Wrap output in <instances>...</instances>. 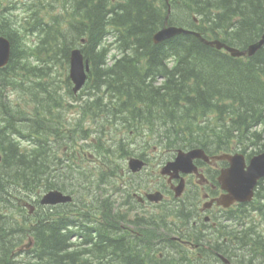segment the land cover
<instances>
[{"label":"trees","instance_id":"obj_1","mask_svg":"<svg viewBox=\"0 0 264 264\" xmlns=\"http://www.w3.org/2000/svg\"><path fill=\"white\" fill-rule=\"evenodd\" d=\"M42 3L47 20L37 9L23 24L15 23L11 11L0 15V35L11 46L8 64L0 70V264L179 262L147 230L143 239L124 232L116 218L133 232L138 228L119 212L111 215V227L149 251L143 256L140 247H130L128 254L111 251L101 240L106 233L94 234L95 240L83 235L79 249L70 242V228L82 222L73 215L78 205L46 211L39 197L53 189L76 195L82 190L84 210L106 220L110 214L96 208L100 186L95 190L88 183L96 177L102 182L96 172L112 163L144 159L162 145L264 150V46L250 58L236 59L189 34L154 44L152 36L167 12L164 0ZM170 6V25L239 49L263 33L264 0H170ZM75 48L89 62L87 82L77 94L68 78ZM8 93L20 102H7ZM156 115L160 126L167 124L161 135L153 124ZM110 171L120 177V169ZM256 200L264 219V181ZM164 220L159 228L167 229ZM96 226L101 229L100 220ZM255 227L241 226V249L264 264V234ZM29 238L32 247L25 251Z\"/></svg>","mask_w":264,"mask_h":264},{"label":"flooded vegetation","instance_id":"obj_2","mask_svg":"<svg viewBox=\"0 0 264 264\" xmlns=\"http://www.w3.org/2000/svg\"><path fill=\"white\" fill-rule=\"evenodd\" d=\"M204 153L192 159L194 168L192 167L188 172L181 170L161 172L162 166L159 167L156 171L157 176L152 172L153 175L151 174L148 180H141L143 186L134 183L131 190L135 192L130 196L125 195L121 205L116 203L106 208L105 213L110 215L106 220L100 218L101 229L98 231L99 234L106 233L101 236V240L107 248L115 252L124 249L123 253L128 254L130 249L132 251L140 247L137 240L121 236L111 227L113 224L111 215L119 212L125 216V220L132 219L134 226L141 231L133 232V228L123 225V221L116 218L115 223L121 224L120 227L124 232H129V235L143 239L146 230L149 233L148 229L154 227L152 236H155L156 243L162 244L163 249H171L173 256L177 255L176 258H179V262L175 264H198L190 257L191 255L198 256L199 264H230L232 257L234 259L237 254L240 257L241 249L239 250L236 240L239 236L240 213L243 206L225 198L221 183L223 171L230 164L216 154L207 151ZM145 166H148V163ZM129 174L126 172L125 176ZM153 193H161L162 200L149 201L147 196ZM74 205L78 207L73 215L78 220L82 218L81 223L92 226L99 221L91 210V213L84 210L80 202ZM119 206L120 208H114ZM162 211L171 214L168 228L172 236L169 240L157 232L162 224L160 219ZM82 234L83 232L79 230V241L83 237ZM168 234L170 235L169 232L165 235ZM104 235H107L108 240ZM91 239L95 240V235ZM143 244L145 243H141V246ZM149 249L140 247L142 256L144 250L147 252ZM137 256L141 257V253L138 252Z\"/></svg>","mask_w":264,"mask_h":264},{"label":"water","instance_id":"obj_3","mask_svg":"<svg viewBox=\"0 0 264 264\" xmlns=\"http://www.w3.org/2000/svg\"><path fill=\"white\" fill-rule=\"evenodd\" d=\"M181 32L184 31L182 29L176 28H163L160 32L154 35V39L156 42H161L165 40L171 33L173 32ZM207 43V42H205ZM211 44H215L217 48H225L227 51L231 53L232 56H241L248 53L249 55L253 54L257 49L261 47L264 43V36L261 41L255 43L250 46L246 51L239 52L238 50L231 49L225 45H222L218 42H210ZM10 54V44L9 42L0 37V68L5 66L8 62ZM70 70H69V78L73 84V92L77 93L85 84L87 79V72L89 71V66L87 61L84 62L82 53L79 49L73 50L70 54ZM195 155V152H192L188 155H178L176 161L177 163L182 161L183 157L190 158ZM231 162V170L232 178L235 179V182L229 183V191L230 194L234 196L236 200H247L252 195V188L256 183L257 179L264 176V153L254 157L247 168V171H244V160L243 156L235 155L233 157H227ZM141 163L137 161H131L130 165L133 166V169H138L141 167ZM170 167H174L171 165ZM237 181L239 184H237ZM241 193V197L237 196V193ZM68 201V198L63 197L58 192H51L47 196H45L41 200V204L45 205H54L61 202Z\"/></svg>","mask_w":264,"mask_h":264},{"label":"rangeland","instance_id":"obj_4","mask_svg":"<svg viewBox=\"0 0 264 264\" xmlns=\"http://www.w3.org/2000/svg\"><path fill=\"white\" fill-rule=\"evenodd\" d=\"M2 0H0V2H1ZM34 1V0H33ZM34 3L37 5V6H39V4L41 3V1L40 0H36V1H34ZM55 3H57V1H55ZM19 4H21L22 6H24L23 5V2H17V3H15L14 5L15 6H17V5H19ZM45 5H46V3H42V8H44L45 7ZM61 5V3H59L58 4V6H60ZM55 6H57V5H55ZM57 6V7H58ZM25 7V6H24ZM0 8H1V4H0ZM56 10V9H55ZM37 12H38V15L40 16V17H42L43 19H45V20H47V18H46V10H44V9H39V10H37ZM31 15H29V17H30ZM30 22V20H28V23ZM27 23V22H26ZM27 41H30V42H33L32 40H30V39H26V43H27ZM20 43H21V45L23 46V47H25V45L20 41ZM28 44V43H27ZM33 44V43H32ZM158 84V83H157ZM8 95L10 96L9 98L10 99H8V100H10V101H12V100H14L15 102H16V100H17V103H19L20 102V99H15V96H14V93H8ZM5 100L7 101V99L5 98ZM153 124L154 125H159L160 124V122H157L156 124H155V121H153ZM166 124V122H162V124H161V126L159 127V129H158V132H159V134L161 135V133H163V132H166L165 131V129H166V126H167V124ZM175 127V128H174ZM172 128H173V130H176V131H174V132H176V134L179 132L178 131V126L176 127V126H174V125H172V127H171V130H172ZM164 149H165V147H164ZM164 149H162V151H161V149H159V150H157V151H155L153 148H152V150L151 151H147V153L145 154V156H146V158L148 159V163L150 164V169H153V168H155L156 167V165L157 164H160L161 166H162V164L163 163H165L166 161H168V160H164V159H162V158H165V157H169V154H167L166 152H165V150ZM89 161L90 162H86V164H88V165H90V163L93 161L92 159H89ZM158 169L159 168H156V169H154V170H151L152 172H154V174H155V176H157L158 175V172H156V171H158ZM178 169L180 170V169H189V163L188 162H186V161H183V162H181V163H178ZM152 172H150V171H146V172H140V173H136V174H131L132 176H129V177H126V176H124V178H123V180H118V182H119V185L120 186H123V184H124V182H126L127 180H130V182H134V183H136L138 186H139V184L140 185H142L143 186V184H141V180H148L147 178L149 177V176H151V174L153 175V173ZM149 174V175H148ZM129 178V179H128ZM151 178H156V177H151ZM103 183L105 184V186H106V188L107 189H111V187L113 186L112 184H110V182H108V181H106V180H104L103 181ZM118 186V185H117ZM164 190H167V189H164ZM113 196V194H111V195H103L102 197H101V199H109V198H111ZM119 197V195H116V196H114V198H118ZM40 198V197H39ZM103 205V204H102ZM107 205V203H105V205H103V207H105ZM27 210H28V212H29V214L31 215V214H33V212L32 211H30L28 208H27ZM252 214L253 215H256V214H254L253 212H252ZM171 216H169V220H171V218H170ZM253 217H255V219L256 220H259V218H257L258 216H253ZM263 226H260V229L259 230H261V232L262 233H264V220H263V224H262ZM30 240V242H31V239H29ZM27 244V243H26ZM241 249V246H240V248H239V250ZM240 254V257L239 258H245V259H249V258H252V256L249 254V251L246 249V250H242L241 249V253H239ZM171 257H173V255H171ZM176 257H177V255H176ZM191 258H193V260L196 262V263H198L199 264V258H198V256H195V255H191L190 256ZM237 258H238V254H237V256L234 258L235 260H237ZM259 259V258H258ZM255 260V259H254ZM259 260H261V259H259ZM256 262H257V260H255ZM231 264H239L240 262H238V261H232L231 260V262H230ZM222 264V263H221Z\"/></svg>","mask_w":264,"mask_h":264},{"label":"bare ground","instance_id":"obj_5","mask_svg":"<svg viewBox=\"0 0 264 264\" xmlns=\"http://www.w3.org/2000/svg\"><path fill=\"white\" fill-rule=\"evenodd\" d=\"M165 1V3H166V5H167V12H166V16H165V18H164V23H163V26L161 27V28H159L154 34H153V36H152V41H153V43L154 44H159V43H161V42H163V41H165V40H168V39H170V38H172V37H174V36H176V35H179V34H189V35H193V36H195L196 38H198L202 43H204L205 45H207V46H211V47H214L215 49H217V50H223L224 52H226L227 54H229L231 57H233L231 54H230V52L229 51H227L225 48H217L216 47V45L215 44H211L210 42H218V43H220V44H222V45H225V46H227V47H229L230 48V46L228 45V44H226V43H224V42H221L220 40H218V39H213V40H209V39H206L205 37H203L202 35H200L198 32H196V31H194V30H190V29H187V28H183V27H178V26H174V25H170L169 24V16H170V13H171V6H170V0H164ZM194 20L195 21H197V19H196V17H194ZM163 28H176V30L177 29H182L184 32L183 33H181V32H173V33H171L165 40H163V41H161V42H156L155 41V39H154V35L155 34H157L158 32H160ZM205 42H207V43H205ZM89 63V62H88ZM158 82V81H157ZM16 99H18L17 97H16ZM115 99V98H114ZM7 102H11L10 100H8L7 99ZM16 102H17V100H16ZM151 112V111H150ZM154 112H156V111H154ZM153 112V113H154ZM161 119H160V116L159 115H156V118H155V124L157 123V122H159ZM159 126H160V124H159ZM16 196V195H15ZM47 226V225H46ZM79 227V229L85 234V235H91L90 236V238L91 237H93L94 236V234H96V233H98L99 234V231H98V229L97 228H95L94 226H90V224H87V223H81L80 224V226H78ZM95 229V231H93ZM113 233V232H112ZM112 235V234H111ZM115 235V234H114ZM249 235V234H248ZM113 236V235H112ZM126 241V240H125ZM124 243V242H123ZM122 243V244H123ZM250 244V243H249ZM123 246H124V244H123ZM138 248V247H137ZM121 250V249H120ZM124 250V249H123ZM167 250H169V249H167ZM122 251V250H121ZM106 255V254H105ZM86 261V260H85ZM128 264H130V263H128Z\"/></svg>","mask_w":264,"mask_h":264}]
</instances>
